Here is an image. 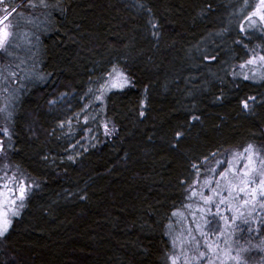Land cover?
<instances>
[{"label":"trees","instance_id":"16d2710c","mask_svg":"<svg viewBox=\"0 0 264 264\" xmlns=\"http://www.w3.org/2000/svg\"><path fill=\"white\" fill-rule=\"evenodd\" d=\"M61 2L63 11L15 1L44 21L34 69L50 75L19 90L13 121L0 115V131L7 125L12 132V164L37 185L0 240V264H171L175 233H182L190 209L202 200V189L196 195L187 190L193 165L213 159L220 169L209 177L218 182L233 156L217 154L229 147L243 152L249 143L259 151L263 145L264 80L253 79L261 72L250 68L238 87L215 85L213 97L196 100L188 111L176 89L179 63L184 52L224 27L227 0H143V8L136 0ZM209 4L212 11L200 15ZM153 17L160 22L159 37L153 35ZM115 62L129 66L134 79L107 94L106 114L118 131L69 160L56 137L58 122L80 107L88 83ZM8 63L0 52V65ZM20 80L10 78L0 87H19ZM64 92L73 96L59 100ZM252 95L257 100L248 112L240 101ZM193 113L201 118L193 121ZM176 131L184 133L182 139Z\"/></svg>","mask_w":264,"mask_h":264},{"label":"rangeland","instance_id":"374dc122","mask_svg":"<svg viewBox=\"0 0 264 264\" xmlns=\"http://www.w3.org/2000/svg\"><path fill=\"white\" fill-rule=\"evenodd\" d=\"M15 1L16 0H10V2L12 3H15ZM257 2L258 0H227V16L225 20L226 23L223 28H228V31L226 33H220L219 35H208L206 38L201 39L199 43L193 47L192 50L184 52V55L181 58V62L179 63L180 71L176 74V89H179L180 93L183 95L182 98L184 99V101H186L185 104L188 111L190 109V105L194 106L196 104V100H200V98L202 97H205L207 99L213 97L214 94L212 91H215V85L224 86V84H228L230 86L238 87L241 82L246 80L244 79L245 76L247 77L250 75V68H252L253 73L264 72V61L257 59V62L255 64H252L250 61V57H252L253 55L259 58L261 51L264 50V30H262L260 27L261 23L264 22L257 21L251 28H249V22L244 20V16H246L248 12L252 11ZM2 15H4L3 6L0 5V16ZM38 18L39 19L35 25L29 23L25 16H14L11 17L7 22L10 25V30L19 32V36L17 37L18 43L20 42V36L23 35V30L25 28H28L35 32V37L33 38L34 46H24L19 49L13 48L10 49V51H18L19 58L22 59V55L23 59L27 60V63L24 64L23 67L28 69L29 71H34L37 74H39V72L34 69V57L37 59L40 52V49L37 46L39 41L37 32L40 31L41 28H44V21L43 23H40L42 21V18ZM242 23L245 24V28L243 30L240 28V25ZM218 32L219 30L212 33ZM205 47L208 48V51L210 53L217 54L219 56V59L215 63L209 62L206 64H201V51ZM0 52L3 55V58L9 61V63L3 68L4 75H8L9 66H11V69L13 65L17 66L19 64V59L8 56L7 54L3 53L2 50H0ZM244 61H249V64L245 65ZM120 65L128 71L129 66L122 65L121 63ZM105 72L106 71L103 70V72H100L99 75L94 77L91 82L88 83L86 91L82 93L81 96H79L80 107L76 110L75 108L78 106L71 107L69 111L70 115L65 121H67L69 118L72 119V131H69L67 126L63 128L60 127V125L58 126L56 137L62 144V155H64V157L68 158L69 160L78 159L82 156L83 152L88 151L91 147H94L103 141L111 139L113 135L118 131V124L115 121L114 117H108L106 114L107 108L109 107V96H107L108 92L105 94V101L103 103L99 100L94 99V96L98 95L99 92L94 91L93 93H89V88H92L94 90L98 89L99 85L103 83L102 79L98 80L97 78L102 77L103 73ZM234 72L237 73V75H233ZM239 74H243L242 81L240 80L241 76ZM39 80L42 79H40L38 75L31 77L29 80L21 79L19 87L17 85L14 87L10 85V88L8 86L5 88L7 82H4L5 85L3 86V88L0 87V105H3L6 102L11 103V97L18 96V99L15 100L16 107L22 96L20 95V91L13 90H20L27 83H32ZM85 93H88V95L86 96ZM70 96H73V94L69 95L65 93L62 98H60L59 96V100H63ZM212 100L215 101L217 99L213 98ZM86 104L89 105L88 108H85ZM81 109H84V111L81 112ZM77 113L80 114L76 115ZM0 115L5 118L3 114ZM85 115H88L92 118L88 121H85L83 119ZM105 119L110 122V126L111 122H114L117 125L115 131H105L103 125ZM5 143H8L7 139L5 140ZM262 144L264 145V140L262 141ZM73 145H75V147H71ZM237 151V148L229 147L225 149V151L217 154V157L225 154L226 156H233ZM69 157L75 158L70 159ZM5 162L12 164L8 152H6V155H4L3 157H0V165L4 164ZM213 162V159H207V161L204 160L202 164H197V167L194 168V176L192 177L191 182L188 183L187 190L190 189V186L196 189V193L198 192V189H202L200 193L197 194L199 198H201V196L204 197L216 195L212 192V189L217 188V185H219V187L217 188V193H219L220 196L218 200L214 201V203H219V201L223 200L224 197H228L230 203L222 205L225 211L216 215L210 214L215 213L216 210L212 208L210 204L205 205L203 200H201L199 207L196 205L195 207H192L190 209L191 220L187 222L184 229L182 230V233L181 229L176 231L175 233V237L178 239L175 241L177 255H179L181 252L187 254L194 251L193 244L190 243V240H200L201 244L203 245L201 230L211 233L209 239L213 241L216 240V237L218 236L220 231H223L225 233V237H223L220 241V251L218 253L221 260L224 257V247L228 246L224 243L225 241L234 240L236 242L234 247L236 248L240 247L241 242L248 244L249 247L252 248L254 245L261 243L262 237H264V232L253 233V235L251 236L250 233L244 230L241 234L242 222L239 219H237L236 222L237 224H241V228H237L234 235H229V228L225 227V214L231 212L232 206L235 205L237 208H239L241 215H246L247 206L240 203L242 196H237L235 194V191H233V193L229 195V192L226 188L227 181L222 180L220 176L216 179L218 180V182L216 181L215 183H211L207 186L205 185L206 180H212L210 178L212 177V175L209 177V174L212 173L214 169H220V166L214 164ZM231 166L233 165L230 164V167ZM239 167H243V165L241 164L239 165ZM227 175L230 177L231 173ZM197 181L199 182L198 184L196 183ZM28 183L29 187L31 189H34L33 182L29 180ZM214 184L216 185L214 186ZM9 186L12 187L10 183ZM4 191L6 194L7 190L4 189ZM30 194L31 191L29 192L28 198ZM17 196L18 190L14 198H16ZM205 207L209 209V212H205L203 210ZM23 209H21V211ZM253 216L257 220H260L262 217H264V212L257 208V210L253 213ZM207 217H211L212 221H214L215 219L214 223L208 222L211 227H208V225L205 224V220H207ZM228 218L231 219L232 217L229 216ZM249 219H251V217H249ZM198 224L201 226V228L196 227V225ZM249 227H252V224H250ZM181 240H183L184 242L183 249L180 246ZM255 240H259V242H256ZM204 248L207 249V246L204 245ZM244 255L248 261V264H256V261H258L261 256H264V250L253 249L252 251L245 253ZM178 264H181V262L178 261Z\"/></svg>","mask_w":264,"mask_h":264},{"label":"snow or ice","instance_id":"6c2138e0","mask_svg":"<svg viewBox=\"0 0 264 264\" xmlns=\"http://www.w3.org/2000/svg\"><path fill=\"white\" fill-rule=\"evenodd\" d=\"M136 4L140 7H144L143 0H136ZM0 5L3 6L4 15L0 16V50L8 56L15 57L19 59V64L16 67V70H11V66H9L8 75H4L3 65H0V82H8L10 78L15 79L20 77L22 80H29L31 77L38 75L40 79H44L47 75L45 73H35L34 71H29L24 68L23 65L27 63V60L19 58L18 51H10V49L16 48L19 49L24 46H34L33 38L35 37V32L32 30L25 28L23 30V35L20 36V42H17V37L19 36V32L10 30V25L7 23L11 17L14 16H25L29 23L35 25L38 21V16L32 15L30 13H26L23 11L25 5L23 3H12L10 0H0ZM27 7L31 9L42 8V9H59L63 11V4L61 0H55L54 3H49V0H27ZM212 11L211 4L207 5L205 9L200 11V15H206L208 12ZM148 12L151 13V7L148 8ZM51 12L46 14L50 16ZM244 20L249 22L248 27L251 28L257 21L264 22V0H258L256 6L252 9V11L248 12L246 16H244ZM152 28L153 35L159 37L160 32L155 31V29L160 27V22L158 19L152 18ZM40 23H43L41 21ZM261 29L264 30V23L260 25ZM240 28L243 30L245 28V24H241ZM45 30L51 31L52 29H48L45 25ZM228 28L219 29L218 33H210L209 35H219L220 33H226ZM204 39V38H202ZM125 59H127L125 57ZM219 59L217 54L210 53L208 48L205 47L201 51V64L206 63H215ZM257 59L264 61V50L261 51L259 58L255 55L250 57V61L252 64L257 62ZM244 64H249V61H244ZM233 75H237V73H233ZM255 78H264V72H261L259 77ZM98 80L102 79L103 83L99 85L98 89L89 88V93H93L94 91L99 92L98 95L94 96L95 100H99L102 103L105 101V94L107 92L112 91L113 89H123L125 87L131 86L134 83V79L129 75L128 71L120 65L119 62L113 63L110 65L108 71L103 73L102 77H98ZM13 91H19L18 89H14ZM145 92L147 93V87L145 88ZM191 94V93H190ZM65 93L60 94V98H62ZM87 96L88 93H85ZM222 97H217V99H221ZM18 99V96L11 97V103L6 102L3 105H0V114H3L7 121H13L15 116V100ZM57 97H53L50 101L51 104H55L57 102ZM257 100L256 96H249L240 101L245 111L251 112L255 107V101ZM91 103V101H90ZM147 104V98L142 103V108ZM88 104L85 105V108H88ZM84 109H81L83 112ZM77 113L76 115H79ZM145 113L141 110L140 115L143 116ZM92 117L85 115L83 119L88 121ZM201 117L195 113L191 116L193 121L200 119ZM60 127L67 126L69 131H72V119L69 118L67 121L61 120L58 122ZM105 131H115L117 125L114 122H110L105 119L103 122ZM6 134V135H5ZM184 133L182 131H176L175 137L177 139H182ZM12 132L10 128L5 125L0 131V157L6 155L7 149L12 148L11 142ZM7 139L8 143H5ZM75 147V145L71 146ZM257 145L254 143H249L243 152L237 151L230 162L233 166L230 168L224 169L223 172H219V176L222 180H226V188L229 192V195L235 191L237 196H242L240 201L241 204L247 206V214L241 215L239 208L235 205L232 206V211L226 213L224 219L226 221L225 227L229 228V235H234L235 230L237 228H241V224H237V219L242 222L241 234L244 230L248 233H260L264 232V217L260 220H257L253 213L259 208L262 212H264V145L259 146V151L257 150ZM48 157H45L47 159ZM70 159H74L75 157H69ZM204 160L207 161V157H204ZM243 165V167H239V165ZM194 168L197 165H193ZM15 169V170H14ZM7 170V171H6ZM215 170V169H214ZM11 172V176L8 173ZM231 173L229 177L227 174ZM29 180H33L32 177L25 175L21 170L19 165H13L11 163L5 162L0 165V182H8L12 185V187H7V184H3L2 188H0V240H4L7 238L10 230L14 226L13 217L19 216L21 209H23L25 205V201L28 198L29 192L31 188L29 187ZM199 183L198 181L196 182ZM211 183H215V180H206L205 185H209ZM33 186H37L35 181L33 180ZM219 185H217V188ZM217 188H213L212 192L216 195L213 196H204L202 197L205 205H211L212 208L216 210L215 213L210 214H219L224 212L225 209L222 205L229 204L230 200L228 197H224L223 200H220L219 203H214L215 200L219 199L220 194L217 193ZM4 189L7 190L5 194ZM18 190V196L14 198ZM191 193L196 195V189L190 186ZM199 207V205H198ZM205 212H209V209L205 207L203 209ZM232 218L229 219L228 217ZM251 217V219H249ZM205 224L208 227H211L208 224V221L205 220ZM252 224V227L249 225ZM197 228H201L198 224ZM211 233L204 232L201 230V236L203 237V245L200 240H190V243L193 244L194 251L185 254L181 252L179 255L173 253L168 257L171 264H178V261L181 264H248V261L245 257V253L252 251L253 249H261L264 250V237H262L261 243L254 245L252 248L249 247L248 244L243 242L240 243V247H234L235 241L228 240L224 243L228 246L224 247V257L221 260L218 253L220 251V241L223 237H225V233L220 231L216 240H210L209 236ZM175 243V241L173 242ZM204 245L207 246V249L204 248ZM180 246L183 249L184 242L180 241ZM235 253V254H233ZM256 264H264V256L256 261Z\"/></svg>","mask_w":264,"mask_h":264}]
</instances>
